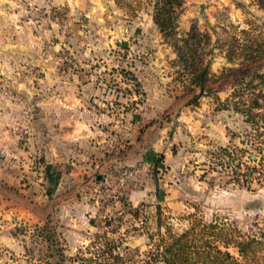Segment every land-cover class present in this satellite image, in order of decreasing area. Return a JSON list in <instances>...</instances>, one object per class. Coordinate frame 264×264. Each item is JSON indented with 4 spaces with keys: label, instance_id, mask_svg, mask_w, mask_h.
I'll use <instances>...</instances> for the list:
<instances>
[{
    "label": "rangeland",
    "instance_id": "obj_1",
    "mask_svg": "<svg viewBox=\"0 0 264 264\" xmlns=\"http://www.w3.org/2000/svg\"><path fill=\"white\" fill-rule=\"evenodd\" d=\"M152 1L0 0V41L15 43L21 37L47 59L44 66H34L24 63L23 56L11 65H0V77H33L31 85L36 88L41 85L37 77H62L60 83L55 82L60 87L68 77H77V89L85 91L87 77H101L113 94L119 93L118 87L123 95L126 90L136 91L131 77H154L159 82L163 78L161 85L167 91H173L172 78L175 86L180 85L192 97L198 89L183 75L171 41L150 20ZM179 10L178 39L192 25L208 37L206 42L203 37L198 53L210 61L208 88L214 97L199 99L206 131L193 137L194 142L186 148L189 154L177 183L174 178L172 188L167 187L162 159L157 158L151 172L158 174L161 199L158 202L151 197L142 202L138 218L128 213L133 207L128 204L126 190L116 184L118 173L112 184L87 188L74 199L60 200L56 212L42 220L17 215L10 220L0 218V264H104L101 254L108 249L104 239L111 241V249L123 255L126 264L141 263L157 243L156 205L161 209L160 233L165 238L181 234L197 219L205 223L216 219L243 235L264 223V183L258 181L257 174L248 188L234 181L235 165H239V175H248L259 155L247 143L252 130L239 113H233L236 100L230 97L234 87L237 102L248 101L252 93H264V85L253 73L236 77L241 43L261 49L252 66L264 76V13L250 0H182ZM19 25L26 26V34L17 35ZM88 49H92V58L87 56ZM229 52L234 58L227 61ZM13 56L8 50L0 53L1 59ZM234 79L238 81L235 86ZM156 84L149 82L147 90ZM135 99L134 103L141 104L143 97L136 94ZM219 148H229L236 160L235 156L233 160L218 158ZM149 187L153 190L152 184ZM45 225L55 243L51 249L41 242L42 236L48 235L39 230ZM228 251L237 257L236 249Z\"/></svg>",
    "mask_w": 264,
    "mask_h": 264
},
{
    "label": "crops",
    "instance_id": "obj_2",
    "mask_svg": "<svg viewBox=\"0 0 264 264\" xmlns=\"http://www.w3.org/2000/svg\"><path fill=\"white\" fill-rule=\"evenodd\" d=\"M25 30L20 25L15 29L17 35ZM5 50L14 56L0 58V65L23 56L24 63L34 66L47 60L21 37L15 43L0 41V53ZM92 55L88 49L87 56ZM32 78L0 77L1 220L13 215L42 220L56 212L60 200L112 184L123 169L139 170L136 181L124 189L129 206L151 197L160 202L158 174L151 172L154 161L162 159L167 187L172 188L189 154L186 148L206 131L200 102L191 105L192 97L172 78L173 91H167L163 78L135 77L143 93L141 104L134 103L133 91L123 95L115 87L119 93L113 94L101 77H87V91L77 89V77H68L64 87L55 84L62 77H37V88ZM153 80L155 88L147 90Z\"/></svg>",
    "mask_w": 264,
    "mask_h": 264
},
{
    "label": "trees",
    "instance_id": "obj_3",
    "mask_svg": "<svg viewBox=\"0 0 264 264\" xmlns=\"http://www.w3.org/2000/svg\"><path fill=\"white\" fill-rule=\"evenodd\" d=\"M250 1L264 13V0ZM181 3L182 0H153L151 15L152 22L159 33L171 41V46L175 50L176 59L183 70V75L190 77V83L194 88L198 89V93L192 96L190 101V104L195 106L198 105L199 99L202 97H214V94H212V91L208 88L211 77L210 61H204L199 57L198 53V49L202 46L201 41L203 37H205L206 42L207 36L201 34L196 26L192 25L183 37L180 39L177 38L178 16L180 13L178 9L181 8ZM241 33L245 34V31ZM244 44L245 43H241L239 47L241 48L240 54L242 56L240 62L242 64L243 61V64H240V66L238 65L239 68L237 67L238 74L236 77H247L249 74L253 73L255 77L259 78L260 84L264 85L263 74L257 72L256 68L252 66L254 61L259 60L256 56L261 53V49L256 47L253 49ZM232 57L234 58V53L231 54L229 52L226 56L227 61L232 60ZM246 61H249V65H244ZM130 80L134 84L136 90L135 94H139L142 98L143 93L140 90V84L137 79L131 77ZM237 82L238 81L234 79L233 85L235 86L238 84ZM234 89L233 94L230 96L232 100H236L232 111L233 113H239L243 117V122L250 126L252 132L249 134L247 143H249L259 155L255 165L249 169L248 175L247 173L239 175L237 173L239 165H235L234 177L236 179L234 181L240 187L248 188V184L250 180H252L254 174H257V177H259L258 181L264 183V105L260 102V100L264 101V93H252L248 101L239 100L237 102L238 98ZM213 92H217V90H213ZM217 156L220 159L229 157V159L233 160L235 155L229 148H219ZM155 165L156 161H154V166ZM159 166L158 164L157 167ZM240 178H242V180ZM140 207H144V205L129 209L128 213L133 218H138L141 210ZM160 210V207L156 205L155 235L158 238L157 243L153 244L154 249L151 252L149 251V254L147 253L146 259L138 264H264V223L261 226L256 224L252 233L243 235L233 227L218 223L216 219H213L209 223L197 219V221H191L189 227L181 234H167V238H165L163 234L160 233L162 227ZM107 225L106 222V226ZM39 230L43 234L48 229L45 225ZM41 240V242L46 245L47 249L55 247V243L49 234L46 238L42 236ZM104 240L106 242L105 247H108V249L101 254L104 264H126L123 255L114 253L111 249V241H107V239ZM229 248L236 249L237 257L229 253ZM58 259L61 261L64 259L61 253Z\"/></svg>",
    "mask_w": 264,
    "mask_h": 264
},
{
    "label": "built area",
    "instance_id": "obj_4",
    "mask_svg": "<svg viewBox=\"0 0 264 264\" xmlns=\"http://www.w3.org/2000/svg\"><path fill=\"white\" fill-rule=\"evenodd\" d=\"M138 173V169H123L117 174L116 184L120 188L125 189L130 183L136 181L135 179L137 178Z\"/></svg>",
    "mask_w": 264,
    "mask_h": 264
}]
</instances>
